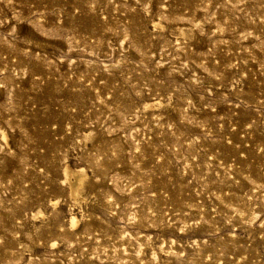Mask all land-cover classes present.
Listing matches in <instances>:
<instances>
[{
  "label": "rangeland",
  "instance_id": "374dc122",
  "mask_svg": "<svg viewBox=\"0 0 264 264\" xmlns=\"http://www.w3.org/2000/svg\"><path fill=\"white\" fill-rule=\"evenodd\" d=\"M0 264H264V0H0Z\"/></svg>",
  "mask_w": 264,
  "mask_h": 264
},
{
  "label": "bare ground",
  "instance_id": "6f19581e",
  "mask_svg": "<svg viewBox=\"0 0 264 264\" xmlns=\"http://www.w3.org/2000/svg\"><path fill=\"white\" fill-rule=\"evenodd\" d=\"M66 166V165H65ZM65 170H66V172L68 173V174H70V173H72V174H75V175H78L79 173H80V169H74V168H71L70 166L68 167H66L65 168Z\"/></svg>",
  "mask_w": 264,
  "mask_h": 264
}]
</instances>
